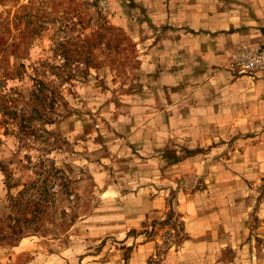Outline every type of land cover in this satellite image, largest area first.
Returning <instances> with one entry per match:
<instances>
[{"label":"rangeland","instance_id":"obj_1","mask_svg":"<svg viewBox=\"0 0 264 264\" xmlns=\"http://www.w3.org/2000/svg\"><path fill=\"white\" fill-rule=\"evenodd\" d=\"M214 2L195 0L201 25ZM161 3L0 0V97L29 115L40 80L53 117L20 141L0 115V264H264V76L229 68L239 45L207 60L192 7L180 31ZM38 160L18 237L32 215L10 197Z\"/></svg>","mask_w":264,"mask_h":264},{"label":"crops","instance_id":"obj_2","mask_svg":"<svg viewBox=\"0 0 264 264\" xmlns=\"http://www.w3.org/2000/svg\"><path fill=\"white\" fill-rule=\"evenodd\" d=\"M161 3L162 13L165 16H169V20L173 18L176 20L173 25L176 27L174 29L185 31L183 22V15L186 10V6L192 7L190 12L192 17L188 18L189 21L186 23L187 28L197 30V29H207L209 31V41L204 45L193 44L194 47H198L200 51H204V56L207 60L212 63H217L220 60L230 54L235 47H242L243 45L252 46L253 44L261 41L264 38V15L262 14L263 0L259 3H263L261 6H257V1L253 0L251 4V13L249 14V8L245 6L243 0L232 1V0H216L213 4V11L211 16L207 17L209 22L215 23L212 25H201L198 15L195 12V0H163ZM228 3V4H226ZM166 11V12H165ZM188 12V11H187ZM254 13V14H252ZM257 15V16H256ZM205 17V16H204ZM259 40V41H258ZM239 45V46H238ZM249 75H259L257 73H248ZM263 76V75H261ZM262 85H264V79L262 80Z\"/></svg>","mask_w":264,"mask_h":264},{"label":"trees","instance_id":"obj_3","mask_svg":"<svg viewBox=\"0 0 264 264\" xmlns=\"http://www.w3.org/2000/svg\"><path fill=\"white\" fill-rule=\"evenodd\" d=\"M34 86L29 91V101H31V111L29 115H25L23 112L18 113L17 111V105L15 104L16 98H11L8 96H1L0 97V115L3 118V121L6 123V121L9 119H17V121L14 122L15 126V135H17L18 139L20 141H24L27 135H32V140L36 138V136H39L41 134H38L36 126H33V122L38 121L41 126H43L45 123H51L52 122V115L45 111L40 103H43V101L47 98L45 93V86L43 85L42 81L35 80ZM20 94H16L18 96ZM20 97V96H18ZM53 97V91H49V99ZM18 99V98H17ZM25 103V102H24ZM27 104V103H25ZM39 105V106H37ZM19 116V117H17ZM7 130V129H5ZM43 133H47L46 130L43 129ZM28 138V137H27ZM35 168H37L35 172L38 174L37 179H33L29 181L28 183L24 184L23 187L17 192V194L13 197H10V205L15 210L18 211L21 210V212H26V209L30 212L32 215L29 218L22 217L16 215L13 219V225L10 227L13 231L15 236L20 237L23 235V229L22 227L29 225L31 223L32 225L35 224L37 216L40 213V207L42 206L43 202V196L42 194H38V197L32 193L33 190H38L41 185L44 183V188L46 186V182L48 181L47 175H43V173H48L53 168L50 163H47L46 165H43V163L38 160L35 163ZM26 193V194H25ZM24 196V197H23ZM39 206V207H38ZM36 216V217H35ZM31 218V219H30ZM20 223V225H19ZM25 230V229H24Z\"/></svg>","mask_w":264,"mask_h":264},{"label":"built area","instance_id":"obj_4","mask_svg":"<svg viewBox=\"0 0 264 264\" xmlns=\"http://www.w3.org/2000/svg\"><path fill=\"white\" fill-rule=\"evenodd\" d=\"M229 68L264 76V43L253 47L242 46L229 60Z\"/></svg>","mask_w":264,"mask_h":264}]
</instances>
